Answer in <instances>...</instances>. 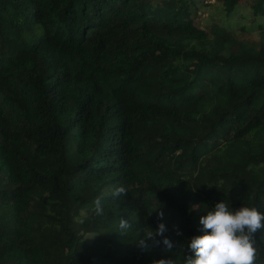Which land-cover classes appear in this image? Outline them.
<instances>
[{
    "label": "trees",
    "instance_id": "trees-1",
    "mask_svg": "<svg viewBox=\"0 0 264 264\" xmlns=\"http://www.w3.org/2000/svg\"><path fill=\"white\" fill-rule=\"evenodd\" d=\"M240 1L207 31L208 0H0V264H182L217 202L264 213V0ZM160 223L172 252L142 250Z\"/></svg>",
    "mask_w": 264,
    "mask_h": 264
},
{
    "label": "clouds",
    "instance_id": "clouds-1",
    "mask_svg": "<svg viewBox=\"0 0 264 264\" xmlns=\"http://www.w3.org/2000/svg\"><path fill=\"white\" fill-rule=\"evenodd\" d=\"M199 223L203 234L187 240L185 249L192 255L184 256L182 264H255L259 255L255 233L264 228V213L255 207L243 205L233 210L229 202L221 200L200 217ZM129 227V222L121 219L120 228L125 230ZM149 229L144 238L137 242L142 250H149L148 241L154 240L155 236H163L167 231L163 223L158 225L155 232ZM162 243L167 251L172 252L174 244L168 237L163 236ZM151 264H176V257L171 255L153 260Z\"/></svg>",
    "mask_w": 264,
    "mask_h": 264
},
{
    "label": "rangeland",
    "instance_id": "rangeland-1",
    "mask_svg": "<svg viewBox=\"0 0 264 264\" xmlns=\"http://www.w3.org/2000/svg\"><path fill=\"white\" fill-rule=\"evenodd\" d=\"M254 1L255 0H241L240 5L243 7V9L239 12V16H241V17L247 16V14H248L247 12L249 10L248 6L253 4ZM223 2H224V0H217L214 3L210 2L212 5L215 6L213 9V15L209 12V13H205L203 15L195 14L193 17L196 19L197 23L200 24V26L202 28L206 29L207 31H211V29L214 25H216L217 23L220 24V17H222L223 15L220 14L219 11L223 9ZM206 20H207V24H206ZM251 22H252V18H248L245 23L251 24ZM230 26H232V25L230 24ZM233 26L237 28V30L232 29L234 34L237 37L238 36L239 37H247V38L253 40L255 42L256 46L259 47V45L261 43V39H260V36L258 34V32H260V31H258L257 28H253V26L251 28H248V26H246V25H244V27L243 26L240 27V25H236L235 23ZM235 38L236 37L233 36L232 41H235Z\"/></svg>",
    "mask_w": 264,
    "mask_h": 264
},
{
    "label": "built area",
    "instance_id": "built-area-1",
    "mask_svg": "<svg viewBox=\"0 0 264 264\" xmlns=\"http://www.w3.org/2000/svg\"><path fill=\"white\" fill-rule=\"evenodd\" d=\"M210 2H212V3H214V2H216L217 0H209Z\"/></svg>",
    "mask_w": 264,
    "mask_h": 264
}]
</instances>
